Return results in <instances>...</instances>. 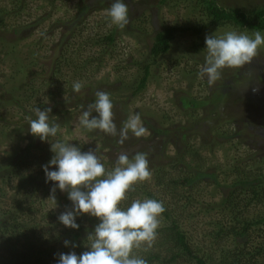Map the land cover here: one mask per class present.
I'll list each match as a JSON object with an SVG mask.
<instances>
[{
  "label": "trees",
  "instance_id": "1",
  "mask_svg": "<svg viewBox=\"0 0 264 264\" xmlns=\"http://www.w3.org/2000/svg\"><path fill=\"white\" fill-rule=\"evenodd\" d=\"M28 1L33 0H6L7 4L0 7V19L5 16L19 17L22 14L24 16ZM55 1L52 0L49 5ZM84 1L79 0L76 5L77 16L75 17H77L78 24L83 23L84 19L88 17L89 9ZM203 1L211 17L209 25L231 24L241 29L264 30V7L257 9L252 14H246L244 12H229L211 0ZM3 2L5 1L3 0ZM48 16L49 14H45L43 19ZM75 23L73 22L74 25L71 27L76 32L62 33L57 44H53L50 51L46 50L44 54L34 51L31 54L32 48L29 49L27 59L33 55L29 62L30 65L37 64V59L41 62H47V65L37 73L38 78H34L33 74L28 73L24 79L21 78V80H26L25 84L18 85H26L33 92L30 97L28 96L29 98L26 95L19 97L17 105L21 109H23L21 104L29 101L32 95L34 100V95L42 88H46L45 94L51 96L55 93L57 97L65 95V102L61 101L54 104V108L49 114L50 123L59 126L63 125L65 121L69 125L68 120L70 118L64 117L70 114V108L84 107L88 110L89 106L94 103L98 91L108 93L111 99L117 97L121 92L117 84H107L104 87L105 84L95 80L101 65H103L101 62L105 60V55L108 56L109 60L114 59L115 51L110 50L105 54L102 50L103 52H99L97 57L96 54L90 56H82L81 54L75 57V50H69L72 45L69 43L70 38H75V35L79 37L86 30V28L83 29L84 26H78ZM31 25H15L8 34H1L0 48L7 43L5 40H9V33H12V40L15 43L24 38L22 34L27 29L30 35L32 31L30 28H33ZM0 26L4 27V24L0 22ZM61 27L62 21L57 22L55 26L50 28V34L55 33L58 28L61 30ZM203 28L201 26L197 28H164L154 36L149 51L151 62H155L156 59L169 51L171 42L179 32L187 33L190 31L199 35ZM116 35L113 29L105 30L103 35L98 37V43H95V47L101 48L104 44L108 47L114 46ZM38 43L39 41H36L37 45ZM54 49L59 50L55 52ZM57 52L59 55H56ZM7 55L8 53L2 56L0 49V67L2 65L7 66L5 63ZM150 66V63L143 64L138 83L130 84L132 97L145 89L150 74ZM23 68L25 69V66H18L16 62L12 61L10 72L5 73L0 70V76L4 77L6 81L13 82V87H15L17 86L16 81L19 82L15 77L23 74ZM123 68L120 63L116 66L115 72L121 73ZM73 81L80 83L85 81V86L81 88V90L85 88V91L75 92ZM223 89L220 86L218 91ZM24 92L26 93V90L22 93ZM214 98L215 96L213 97L211 94V98L205 97L199 101L190 98L182 99L184 102L183 110L190 109L192 111L190 115L184 116L189 121L184 131H182L180 124L172 128L176 133L172 130L164 131L159 129L152 119L143 118L142 122L146 125L144 127L148 130L147 136L149 135V138H137L129 132L131 136L128 139L135 138L140 142L139 145L145 143L149 148L158 150L153 157L147 156L150 177L146 181L135 184L127 193V199L121 202L123 208L130 206L131 202L136 199H157L163 203L165 211L159 218L160 226L151 247L142 246L133 250L134 254L145 258L147 264H257L259 262L264 264V247H258L255 244V239L258 237L254 236L260 227L264 226V176L260 172V168L253 170L248 165H242L245 161L252 160L254 162L257 157L253 154L252 158L251 156L245 158L244 162L242 158H237L228 170L218 172L210 170L204 160L203 151L207 150V139L209 138V147L222 145V139H234L238 142L237 144L241 143L238 140L241 137V132L234 131L235 128L230 122L231 119L213 122L211 126L206 124L208 126L205 127V121L215 106ZM20 99L22 100L20 101ZM207 102L212 107L211 110L208 109L209 111L205 109ZM39 106L42 107V110L44 109L43 105L40 104ZM94 114L95 112H93ZM54 116L55 118L52 119ZM114 122L117 126L116 136L99 129H93L92 136L102 137V143L106 147L108 146V149L115 148L118 151V146L126 144V140L122 144L119 143V131L124 124L121 123L122 126L119 127V123L115 120ZM200 126L204 127L199 129H213V132L196 130ZM228 126H230L229 132L220 131L221 128ZM25 133L28 134L26 139L23 138L27 142L26 145L23 148H16L18 152L16 156L14 155L15 158L12 162L0 166V246H2L0 249L7 252L6 255H0V264H8L10 260L19 261L20 264H57L60 253L75 251L79 255L88 250L86 247L89 242L87 236L99 221L91 216L76 217L79 229L74 230L64 226L58 219L59 215L68 211L64 205H59L58 209L45 210L47 200L53 197V194H56L59 189L52 191L53 182H45L42 166L48 164L54 155L50 151V143L65 141L57 134L56 137H50L49 142H41L29 133L28 127ZM199 134L200 137H198ZM199 138L201 139L198 145L194 142L198 141ZM233 145L237 147L236 144ZM169 148L173 149L172 154L168 152ZM81 151L86 152V147L85 150ZM33 159L38 163L36 169L41 167L43 172L41 176L43 177L25 174L26 169L29 168V161L33 164ZM241 159L242 162H237ZM115 166L116 162L109 161L105 166L106 172L112 171ZM20 170L24 171L21 173ZM219 177L222 179L221 184L218 182ZM203 185L204 188H200ZM209 187L223 192H221L219 204L224 207V210L222 211V219L217 224V229L208 233L211 245L206 248L193 242L189 230L184 228V219L188 220L196 216L204 217V213H210L214 210V203L211 205L200 204L203 203V200L200 198L196 201L195 198H191L190 194L192 189L206 190ZM3 198L6 199L3 200ZM3 201L5 202L3 203ZM64 203L70 205L68 198L64 200ZM191 209L194 212H191ZM38 232L47 236L48 242L36 237L35 234ZM262 235L264 236V234ZM65 240L72 241L78 246L75 248L65 247L64 243H61ZM49 242L50 247L47 246Z\"/></svg>",
  "mask_w": 264,
  "mask_h": 264
},
{
  "label": "rangeland",
  "instance_id": "2",
  "mask_svg": "<svg viewBox=\"0 0 264 264\" xmlns=\"http://www.w3.org/2000/svg\"><path fill=\"white\" fill-rule=\"evenodd\" d=\"M4 1L0 0V7L7 4L6 0ZM51 1H28L24 16L23 14L19 17L5 16L0 19V22L4 24V27L0 26V35L3 33L8 34L15 25L28 26L32 24L33 27L30 28L32 29L30 35L28 29L24 31V34H22L24 38L18 43L12 40V33H9V40H5L7 43L0 48L2 56L8 53V57L5 58L8 67L2 65L0 67L1 72H10L12 61L16 62L18 66H25V69L23 68L24 75L21 73L20 76L15 77L16 80H19V82L16 81L17 86L15 87H13V82L6 81L4 77L0 76V166L12 162L18 152L16 148H23L26 145L27 142L24 139L28 135L25 132L27 127L29 128V121L36 118L34 109L36 107L42 109L39 106L41 104L44 109L50 107L53 110L54 104L66 100L65 95L57 97L55 93L51 96L45 94L46 88H42L34 95V100L32 95L29 101L21 104L23 109L18 107L17 104L21 95H26L29 98L33 93L26 85H24L25 87L18 86L26 82L21 78L24 79L28 73L33 74L34 78H38L37 73L47 65V62H41L38 59L37 64L30 65L29 62L33 55H30L27 59L29 49L32 48L30 50L31 54L34 51L42 54L46 50L50 51L53 44H57L62 33L69 34L71 31H75L74 28L72 30L71 26L74 25L73 22H76L75 25L84 26L83 29L86 28V30L79 37L75 35V38L71 37L69 40V43L72 44L69 50H75V57L81 54L82 56L96 54L97 57L99 52L115 51L114 59L109 60L108 56L105 55V60L101 62L103 65H101L95 80L105 84L104 87L107 84H117L120 87L121 92H119V95L111 99L114 105V120L119 123V127L131 115L138 113L141 121L143 118H150L161 130H172L180 124L182 131H184L189 123L188 118L184 116L190 115L192 111L190 109L183 110L184 102L182 99L190 98L199 101L201 98H211L212 94L213 97L215 96L213 102L215 106L212 109L208 102L205 104V109L207 111L212 109V111L204 125L210 124L211 126L213 122L231 119L230 122L234 125V131L241 132V137L238 138L241 143L237 144L238 142L234 139H222V145L209 147L210 138L207 139L208 147L205 152L203 151L205 163L208 164L210 170L218 172L228 170L237 158H242L244 162L245 158H250V156L252 158L255 154L257 159H254V162L249 160L242 165H248L253 170L260 168V172L264 176V47H261L258 56L243 68L225 69L221 80L216 82L214 86L210 87L207 81L199 76V70L205 63L207 55L205 49V37L207 35L220 36L226 31L235 30L252 36L255 30L241 29L231 24H224L223 26L209 25L211 17L203 0H124L129 6V23L124 29L112 24L110 17L107 15V10L111 7L113 0H85L84 2L87 4L89 11L87 13L88 17L81 24L77 23V17H75L77 16L76 5L79 0H56L52 5H49ZM211 1L229 12H244L246 14H252L257 9L264 7V0ZM45 14H49V16L43 19ZM58 20L62 21L61 30L58 28L55 33L50 34V28L55 26L59 22ZM200 26L204 28L199 35L190 31L187 33L179 32L171 42L169 51L156 59L155 62H151L149 51L157 33L168 27L197 28ZM112 29L117 34L114 37V46L108 47L104 44L101 48L95 47V43H98V37L102 36L105 30ZM261 32L264 34V30ZM36 41H39L38 45ZM83 43L84 45H82ZM58 50L54 49L53 51ZM56 55H59V52ZM120 63L124 68L121 73H117L115 69ZM145 63L151 64L146 87L142 92L132 97L130 95L132 90L130 84L138 83L141 66ZM118 80L119 82H116ZM81 84L85 86V81ZM220 86L224 89L218 91ZM24 90H26V93H22ZM81 91H85V88ZM85 110L84 107L70 108V114L67 117L63 116L64 118H70L68 120L70 126L65 121L64 124L66 125L59 126L58 134L65 142L71 143L81 150H85L86 147V152H95L104 167L109 161L116 162L118 155L122 152L127 153L130 158L137 153H144L146 157L149 155L153 157L154 153H157L158 150L149 148L145 143L139 145L140 142L135 138L126 139V144L118 146L119 152L115 148L108 149L109 147L102 143V137L92 136V130L80 124L79 118ZM96 115L98 114L95 113L93 116ZM54 118L55 116L52 119ZM143 126L146 125L143 123ZM203 127H197L196 130L213 132V129H199ZM229 128L230 126L223 127L220 131L229 132ZM130 136L129 133L128 137ZM148 136L146 134L143 138L148 139ZM200 136L199 134L198 137ZM200 139L194 143L199 145ZM233 144H236L237 147H234ZM168 152L172 154L173 149L169 148ZM32 154L34 155V153ZM242 159L237 162H242ZM28 164L29 168L26 169L25 174L43 175L41 167L36 169L38 163L34 159L33 164L30 161ZM50 170L55 169L53 167ZM23 171L20 170L21 173ZM218 182L222 183L221 177H219ZM200 188H204V185ZM190 192L191 198H195L196 201L200 198L203 200V203L200 204L211 205L214 203V210L210 213H204V217L196 216L188 220L184 219V228L189 230L193 242L207 248L211 245L208 233L210 231L214 232L217 229V224L222 219L224 207L219 204L222 191L209 187L206 190L192 189ZM67 198V192L59 190L47 200L45 210L58 209L59 205H64L68 211H71L72 202L68 199L69 206L64 203ZM5 199L3 198V200ZM190 211L194 212L193 209ZM81 216L84 218L89 217L87 214L78 215L77 217ZM262 234H264V226L260 227V230L254 235L258 237L255 239V244L258 247H264V236ZM35 235L48 242L49 238L43 236L40 232ZM61 243H64V241ZM49 245L50 242L47 246ZM6 254L5 250L0 249V255ZM8 264H20V262L10 260ZM257 264L263 263L259 262Z\"/></svg>",
  "mask_w": 264,
  "mask_h": 264
},
{
  "label": "clouds",
  "instance_id": "3",
  "mask_svg": "<svg viewBox=\"0 0 264 264\" xmlns=\"http://www.w3.org/2000/svg\"><path fill=\"white\" fill-rule=\"evenodd\" d=\"M111 23L124 29L129 23V6L124 0H113L107 10ZM207 52L205 63L199 70L201 79L211 87L222 78L225 69H241L258 56L264 47V34L255 31L252 36L235 30L223 35L205 37ZM83 85L73 83V90L79 92ZM113 103L108 93L98 91L96 99L88 110L82 112L80 124L89 130L99 129L113 136L117 135L114 122ZM35 119L29 121V133L41 142H49L56 137L59 125L50 123V107L34 109ZM93 112L98 115L93 116ZM140 115L133 114L119 131V143L128 139L131 132L135 137L147 134ZM54 154L48 164L43 165L45 182H53L52 191L57 188L66 191L72 202V210L59 215V221L66 227L78 230V215H89L98 219L94 229L88 234L87 251L77 255L75 251L60 253L57 264H147V260L134 254V249L151 247L164 213L163 203L157 199H136L127 208L121 202L138 182L146 181L151 173L144 153L129 157L120 153L116 166L106 172L104 164L93 151L82 152L71 143H50ZM54 167L55 170H50ZM65 247L78 245L65 240Z\"/></svg>",
  "mask_w": 264,
  "mask_h": 264
}]
</instances>
